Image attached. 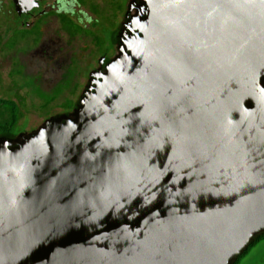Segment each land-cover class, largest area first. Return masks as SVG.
<instances>
[{
    "label": "water",
    "instance_id": "water-1",
    "mask_svg": "<svg viewBox=\"0 0 264 264\" xmlns=\"http://www.w3.org/2000/svg\"><path fill=\"white\" fill-rule=\"evenodd\" d=\"M115 40L0 137V264H233L264 233V0H127Z\"/></svg>",
    "mask_w": 264,
    "mask_h": 264
},
{
    "label": "flooded vegetation",
    "instance_id": "flooded-vegetation-1",
    "mask_svg": "<svg viewBox=\"0 0 264 264\" xmlns=\"http://www.w3.org/2000/svg\"><path fill=\"white\" fill-rule=\"evenodd\" d=\"M34 1L18 11L12 0H0V137L28 132L73 108L88 74L113 55L127 0L111 10L120 11L114 26L105 14L117 0ZM81 64L88 65L84 75L76 70Z\"/></svg>",
    "mask_w": 264,
    "mask_h": 264
},
{
    "label": "rangeland",
    "instance_id": "rangeland-1",
    "mask_svg": "<svg viewBox=\"0 0 264 264\" xmlns=\"http://www.w3.org/2000/svg\"><path fill=\"white\" fill-rule=\"evenodd\" d=\"M89 1L92 2L91 0H88L87 3ZM123 1L124 0H117L116 3L113 1V3L115 5L113 6L112 5L113 3H112L110 9L108 8V11H110L111 14H109V15L105 14V18L108 17L110 23H112V26H114L115 23L117 22V20H118V18L120 16V11L118 10L119 12H116V11H114V12L112 11L111 12V10H114L115 7L120 5V4L122 6ZM85 5L87 6V4H85ZM82 6L83 7H81V8L83 9L85 6L84 5H82ZM7 19L9 21L10 17L8 16ZM50 24H53V25L50 26V30L52 32H55V34H58L59 31H58L57 24L56 23H50ZM83 41H84V38L81 37L80 46L83 44ZM73 43H76V40ZM87 68H88V65L81 64L80 66L77 67L76 70H77L78 73H82L84 75V73L87 70ZM52 104H53V102H51V104L49 105V108L52 107ZM51 113L52 112H50V114ZM253 240L247 245V247L242 251V253L237 256V258L233 262V264H264V235L259 236L257 238H254Z\"/></svg>",
    "mask_w": 264,
    "mask_h": 264
},
{
    "label": "trees",
    "instance_id": "trees-1",
    "mask_svg": "<svg viewBox=\"0 0 264 264\" xmlns=\"http://www.w3.org/2000/svg\"><path fill=\"white\" fill-rule=\"evenodd\" d=\"M262 235H264V233H261L259 236H262ZM259 236H258V237H259ZM253 241H254V240H253Z\"/></svg>",
    "mask_w": 264,
    "mask_h": 264
}]
</instances>
